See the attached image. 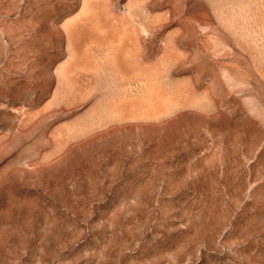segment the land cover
<instances>
[{
    "label": "rangeland",
    "instance_id": "obj_1",
    "mask_svg": "<svg viewBox=\"0 0 264 264\" xmlns=\"http://www.w3.org/2000/svg\"><path fill=\"white\" fill-rule=\"evenodd\" d=\"M0 264H264V0H0Z\"/></svg>",
    "mask_w": 264,
    "mask_h": 264
}]
</instances>
